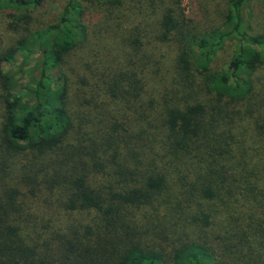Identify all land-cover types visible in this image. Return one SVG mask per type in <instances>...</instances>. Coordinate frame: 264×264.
<instances>
[{
    "label": "trees",
    "instance_id": "1",
    "mask_svg": "<svg viewBox=\"0 0 264 264\" xmlns=\"http://www.w3.org/2000/svg\"><path fill=\"white\" fill-rule=\"evenodd\" d=\"M45 1L0 0V264H264V0Z\"/></svg>",
    "mask_w": 264,
    "mask_h": 264
},
{
    "label": "rangeland",
    "instance_id": "2",
    "mask_svg": "<svg viewBox=\"0 0 264 264\" xmlns=\"http://www.w3.org/2000/svg\"><path fill=\"white\" fill-rule=\"evenodd\" d=\"M84 6L91 12V2L93 0H80ZM227 0H181L182 7L185 14H191L198 11L200 5H206L210 9L221 10ZM66 0H46L42 8H40L36 14V18L33 24L34 30L45 23L56 20L58 11L65 5ZM217 7V8H216ZM259 22H264L260 19ZM14 25V27L12 26ZM19 25H15L8 18V12L0 11V55L9 46L22 35ZM194 47V44H191ZM39 61L37 53H33L24 57L23 54L17 52L16 56L11 63H1L0 71L11 80L15 90L14 92L23 91L26 84H30L33 80H36L39 76V72L32 70L36 68ZM25 100V99H24Z\"/></svg>",
    "mask_w": 264,
    "mask_h": 264
}]
</instances>
